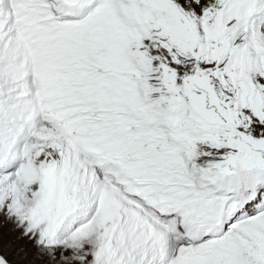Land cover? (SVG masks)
<instances>
[{"label":"snow or ice","instance_id":"obj_1","mask_svg":"<svg viewBox=\"0 0 264 264\" xmlns=\"http://www.w3.org/2000/svg\"><path fill=\"white\" fill-rule=\"evenodd\" d=\"M0 264H264V0H0Z\"/></svg>","mask_w":264,"mask_h":264}]
</instances>
